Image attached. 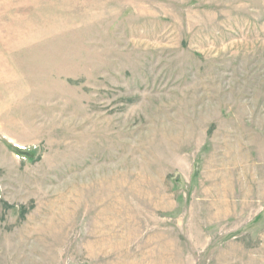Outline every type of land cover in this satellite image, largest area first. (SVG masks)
I'll use <instances>...</instances> for the list:
<instances>
[{
  "label": "rangeland",
  "instance_id": "1",
  "mask_svg": "<svg viewBox=\"0 0 264 264\" xmlns=\"http://www.w3.org/2000/svg\"><path fill=\"white\" fill-rule=\"evenodd\" d=\"M0 264H264V0H0Z\"/></svg>",
  "mask_w": 264,
  "mask_h": 264
}]
</instances>
